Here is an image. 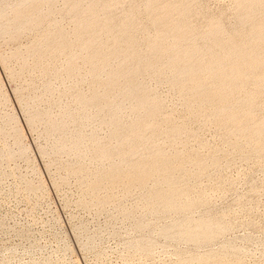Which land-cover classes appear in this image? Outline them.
<instances>
[{
  "label": "rangeland",
  "instance_id": "rangeland-1",
  "mask_svg": "<svg viewBox=\"0 0 264 264\" xmlns=\"http://www.w3.org/2000/svg\"><path fill=\"white\" fill-rule=\"evenodd\" d=\"M0 26V264H264V0H0Z\"/></svg>",
  "mask_w": 264,
  "mask_h": 264
},
{
  "label": "bare ground",
  "instance_id": "bare-ground-1",
  "mask_svg": "<svg viewBox=\"0 0 264 264\" xmlns=\"http://www.w3.org/2000/svg\"><path fill=\"white\" fill-rule=\"evenodd\" d=\"M92 5V4H91ZM78 8V7H77ZM80 8V7H79ZM78 8V9H79ZM80 10V9H79ZM78 12V11H77ZM155 14V13H154ZM85 19V18H84ZM23 21H24V19H23ZM25 21H26V19H25ZM22 23V22H21ZM158 23V22H157ZM173 25V24H172ZM183 26V25H182ZM0 27H2V26H0ZM161 27V26H160ZM2 29V28H1ZM160 33V32H159ZM157 35V34H156ZM208 35V34H207ZM163 36V35H162ZM176 36V35H175ZM174 36V37H175ZM155 38V37H154ZM203 38V37H202ZM151 40H152V38H151ZM153 41H154V39H153ZM159 42V41H158ZM163 42V41H162ZM45 43V42H44ZM150 43V42H149ZM46 45V44H45ZM165 45V44H164ZM43 46V45H42ZM202 46V45H201ZM90 47V46H89ZM154 47V46H153ZM204 47H206V46H204ZM154 49V48H153ZM205 49V48H204ZM236 49V48H235ZM212 50V49H211ZM111 52V51H110ZM204 52V51H203ZM239 52H240V50H239ZM243 52V51H242ZM94 53V52H93ZM100 53V52H99ZM131 53H132V51H131ZM202 53V52H201ZM210 53V52H209ZM101 54H102V52H101ZM115 54H116V52H115ZM241 55V54H240ZM113 56H115V55H113ZM238 56V55H237ZM222 57V56H221ZM91 58V57H90ZM102 58V57H101ZM100 58V59H101ZM105 60V59H104ZM93 61V60H92ZM193 61H194V59H193ZM226 61V60H225ZM224 61V62H225ZM106 62V61H105ZM206 62V61H205ZM223 62V61H222ZM221 62V63H222ZM223 62V63H224ZM201 63V62H200ZM159 65V64H158ZM182 65V64H181ZM190 65V64H189ZM95 66V65H94ZM219 66H220V64H219ZM245 66V65H244ZM197 67V66H196ZM221 67V66H220ZM224 67V66H223ZM97 68V67H96ZM136 68V67H135ZM189 68V67H188ZM204 68V67H203ZM171 69V68H170ZM191 69V68H190ZM216 69V68H215ZM225 69H226V67H225ZM95 70V69H94ZM192 70V69H191ZM171 71V70H170ZM180 71H181V69H180ZM185 71H186V69H185ZM127 72V71H126ZM198 72V71H197ZM125 74V73H124ZM174 74V73H173ZM180 74V73H179ZM190 74H192V73H190ZM175 75V74H174ZM172 76V75H171ZM215 78V77H214ZM181 79V78H180ZM209 80V79H208ZM215 80V79H214ZM217 81H219V80H217ZM209 82H210V80H209ZM208 83V82H207ZM213 83V82H212ZM218 83V82H217ZM220 83H221V85H222V82L220 81ZM205 84V83H204ZM209 84V83H208ZM220 85V86H221ZM263 85V84H262ZM206 86V85H205ZM223 86V85H222ZM222 88V87H221ZM127 89V88H126ZM131 89V88H130ZM200 89V88H199ZM134 90H136V89H134ZM185 90V89H184ZM198 90V89H197ZM128 91V90H127ZM133 91V90H132ZM135 93V92H134ZM193 93V92H192ZM138 96H139V94H138ZM143 96V95H142ZM150 96V95H149ZM233 96V95H232ZM97 97V96H96ZM95 98V97H94ZM99 100V99H98ZM137 101V100H136ZM146 101V100H145ZM148 101V100H147ZM92 102V101H91ZM133 102H134V100H133ZM86 103V102H85ZM94 104V103H93ZM231 104V103H230ZM136 105H137V103H136ZM151 105V104H150ZM87 106V105H86ZM91 106V105H90ZM120 106H121V103H120ZM88 107V106H87ZM228 107V106H227ZM145 108V107H144ZM149 108V107H148ZM151 108V107H150ZM119 109V108H118ZM122 109V108H121ZM120 109V110H121ZM138 109V108H137ZM116 111H117V109H116ZM115 111V112H116ZM119 111V110H118ZM144 111V110H143ZM113 114H114V112H113ZM234 115V114H233ZM113 116V115H112ZM117 124V123H116ZM244 124V123H243ZM262 124H264V123H262ZM240 126H241V124H240ZM264 127V126H263ZM239 128V127H238ZM261 128V127H260ZM240 130V129H239ZM258 130H260V129H258ZM134 131V130H133ZM262 133V132H261ZM133 134V133H132ZM137 134V133H136ZM259 134V133H258ZM131 136V135H130ZM97 146V145H96ZM98 147V146H97ZM100 147V146H99ZM160 150V149H159ZM124 151V150H123ZM111 155V154H110ZM173 225V224H172ZM170 227V226H169ZM168 228V227H167ZM173 228V227H172ZM172 228H171V230H172ZM177 228V227H176ZM207 230V229H206ZM164 231V230H163ZM167 231H169L170 232V230H167ZM164 233V232H163Z\"/></svg>",
  "mask_w": 264,
  "mask_h": 264
}]
</instances>
